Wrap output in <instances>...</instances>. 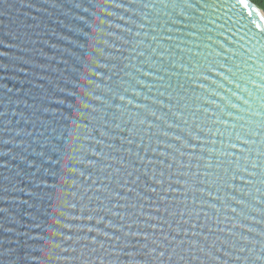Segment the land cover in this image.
I'll list each match as a JSON object with an SVG mask.
<instances>
[{
	"label": "water",
	"instance_id": "95a60500",
	"mask_svg": "<svg viewBox=\"0 0 264 264\" xmlns=\"http://www.w3.org/2000/svg\"><path fill=\"white\" fill-rule=\"evenodd\" d=\"M0 264H264V10L0 0Z\"/></svg>",
	"mask_w": 264,
	"mask_h": 264
},
{
	"label": "trees",
	"instance_id": "16d2710c",
	"mask_svg": "<svg viewBox=\"0 0 264 264\" xmlns=\"http://www.w3.org/2000/svg\"><path fill=\"white\" fill-rule=\"evenodd\" d=\"M252 1L264 10V0H252Z\"/></svg>",
	"mask_w": 264,
	"mask_h": 264
},
{
	"label": "snow or ice",
	"instance_id": "6c2138e0",
	"mask_svg": "<svg viewBox=\"0 0 264 264\" xmlns=\"http://www.w3.org/2000/svg\"><path fill=\"white\" fill-rule=\"evenodd\" d=\"M239 2L243 4V3H244V0H239ZM257 26H258V25H257Z\"/></svg>",
	"mask_w": 264,
	"mask_h": 264
}]
</instances>
